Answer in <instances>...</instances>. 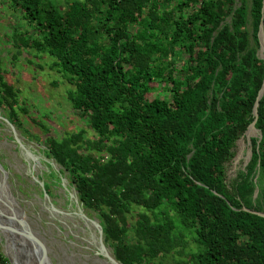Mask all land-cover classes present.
I'll use <instances>...</instances> for the list:
<instances>
[{
  "label": "trees",
  "instance_id": "16d2710c",
  "mask_svg": "<svg viewBox=\"0 0 264 264\" xmlns=\"http://www.w3.org/2000/svg\"><path fill=\"white\" fill-rule=\"evenodd\" d=\"M262 4L12 0L28 25L12 32V60L47 54L48 68L70 85L72 110L94 132L46 136L45 153L97 213L122 264H264V93L260 140L247 131L249 160L225 181L264 80ZM19 90L0 58V115L39 141L24 117L43 134L48 127L29 115Z\"/></svg>",
  "mask_w": 264,
  "mask_h": 264
},
{
  "label": "rangeland",
  "instance_id": "374dc122",
  "mask_svg": "<svg viewBox=\"0 0 264 264\" xmlns=\"http://www.w3.org/2000/svg\"><path fill=\"white\" fill-rule=\"evenodd\" d=\"M56 1L60 5L65 2ZM11 3L12 0H0V58L5 76L20 89V103L28 106L29 115L41 118L48 131L43 134L40 126H34L31 119L24 117V127L41 136V140L36 141L24 128L23 131L18 129L0 115V212L12 215L27 235L36 238L44 252L45 264H115L112 249L101 240L97 213L79 201L66 172L59 173L61 167L46 156L43 142L46 136L53 135L59 140L80 128L86 129L88 137L94 132L72 110L66 97L70 85L59 73L48 68L51 58L47 54L23 51L12 60V32L28 28V25ZM160 90L165 92L162 87ZM256 135L257 131L251 137ZM250 148L247 136H242L227 165V185L244 169ZM46 183L49 184L48 192ZM256 197L258 191H255ZM258 199L260 202L259 197L255 201ZM261 205L264 207V202ZM190 248L195 249L193 242ZM0 251L9 264L38 262V252L32 243L16 235L0 232ZM166 261L172 264L170 257Z\"/></svg>",
  "mask_w": 264,
  "mask_h": 264
},
{
  "label": "water",
  "instance_id": "95a60500",
  "mask_svg": "<svg viewBox=\"0 0 264 264\" xmlns=\"http://www.w3.org/2000/svg\"><path fill=\"white\" fill-rule=\"evenodd\" d=\"M263 17H264V0H263V4H262V15H261V20H260V24H259V29H258V33H257V36H258V40H259V49H258V52H257V55L259 58H261L264 62V27H263ZM264 93V80H263V83H262V87L260 88L259 92H258V95L256 97V101H255V104H254V107H253V121L250 123V125L248 126L247 130L245 131L244 135H246L247 131L252 129L254 131V133L257 131L258 133V129L255 128V121L257 119V105H258V101L260 100V98L262 97ZM4 118V117H3ZM6 121L7 119L4 118ZM9 122V121H8ZM10 123V122H9ZM12 124V123H10ZM13 125V124H12ZM13 126H16V125H13ZM18 129L22 130L23 131V128H20L18 126H16ZM243 135V136H244ZM254 135V134H253ZM252 135V136H253ZM255 137H257V143L259 142L260 140V136L259 135H256ZM247 140L250 142V139L247 137ZM251 154V150L249 152ZM249 154V155H250ZM47 156V155H46ZM49 157V156H47ZM55 162L56 160L51 157ZM61 168L59 169V173L63 174V172H66V170L63 169V167L58 163L56 162ZM66 175H67V178H68V174L66 172ZM68 181H69V178H68ZM70 184H72L70 181H69ZM74 186V184H72ZM74 189H75V186H74ZM76 193H77V190L75 189ZM78 194V193H77ZM79 197V196H78ZM79 201L81 202V200L79 199ZM82 203V202H81ZM83 204V203H82ZM84 206V205H83ZM259 215L261 216H264V213L263 212H258ZM100 226V232L102 233V237H101V240L105 243H107L105 241V238H104V235H103V230H102V226ZM2 228L6 229L9 233L7 234H11V235H16L18 238H22V239H26V240H29L33 247H35V250L36 252H38V254L42 257L41 258V261H40V264L44 261V252L42 251V248L40 247V245L38 244L36 238L34 236H29L25 233V231L23 230V228L19 225V222L13 218L12 215H9V214H3L2 212H0V232L2 233ZM31 239V240H30ZM107 245L109 246V244L107 243ZM110 247V246H109ZM111 248V247H110ZM112 249V248H111ZM113 253V252H112ZM115 264H122L121 262H119L115 256L113 255V259Z\"/></svg>",
  "mask_w": 264,
  "mask_h": 264
},
{
  "label": "bare ground",
  "instance_id": "6f19581e",
  "mask_svg": "<svg viewBox=\"0 0 264 264\" xmlns=\"http://www.w3.org/2000/svg\"><path fill=\"white\" fill-rule=\"evenodd\" d=\"M263 39H264V37H263ZM2 233L6 235L9 232L6 229L2 228ZM41 258L42 257L38 254V262H37V264H40ZM12 260L15 262V259H13V257H12ZM41 264H45V262H42Z\"/></svg>",
  "mask_w": 264,
  "mask_h": 264
},
{
  "label": "built area",
  "instance_id": "2783aa9c",
  "mask_svg": "<svg viewBox=\"0 0 264 264\" xmlns=\"http://www.w3.org/2000/svg\"><path fill=\"white\" fill-rule=\"evenodd\" d=\"M1 258H2V257H0V264H4V263H2V260H1ZM5 264H6V263H5ZM8 264H9V263H8Z\"/></svg>",
  "mask_w": 264,
  "mask_h": 264
}]
</instances>
